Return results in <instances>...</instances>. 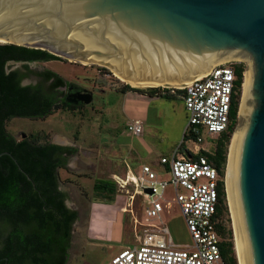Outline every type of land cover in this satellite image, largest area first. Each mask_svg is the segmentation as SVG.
I'll use <instances>...</instances> for the list:
<instances>
[{
    "label": "water",
    "instance_id": "water-1",
    "mask_svg": "<svg viewBox=\"0 0 264 264\" xmlns=\"http://www.w3.org/2000/svg\"><path fill=\"white\" fill-rule=\"evenodd\" d=\"M0 44L156 86L147 90L190 86L223 60L250 65L236 194L248 264H264V0H0Z\"/></svg>",
    "mask_w": 264,
    "mask_h": 264
},
{
    "label": "rangeland",
    "instance_id": "rangeland-1",
    "mask_svg": "<svg viewBox=\"0 0 264 264\" xmlns=\"http://www.w3.org/2000/svg\"><path fill=\"white\" fill-rule=\"evenodd\" d=\"M21 67V64L12 63L8 69ZM101 68L62 58L29 64L32 74L51 70L69 85L90 94L92 100L85 104L86 106L76 109L68 110L64 106L53 109L51 115L44 119L14 118L5 124L6 131L16 140L39 135V143L55 142L60 144L58 146H65L63 143H66L78 150L74 155L67 157L64 168L57 170L59 189L68 194L66 205L78 213V219L72 226L66 264H105L122 249L133 245L136 235L142 233L144 228L136 221L144 222L143 211L146 202L138 194V188L128 179L127 172L131 171L132 175L138 176L140 167L149 165L160 172L162 179L169 180L170 176L162 172L161 158H171L175 151L189 157L192 152L190 150L198 148H202L204 152H212L218 140H212L203 132L200 143L195 144L188 139L183 141L187 112L179 93L169 92L173 99L165 100L134 91L124 92V86L127 84ZM32 82L33 78L26 80L24 84ZM68 90L67 87L66 90L62 88L64 94ZM241 97L242 87L238 96L237 121L227 143V160L231 138L245 119L242 122L239 118ZM135 119L143 124V133L140 136H130L126 130L127 124ZM182 142L183 146L180 147ZM225 176L226 167L224 184ZM117 177L121 180L116 179ZM100 180L115 182L114 197L124 209L122 213L116 214L112 224L114 240L111 242H99L88 235L91 203L106 200L96 195L93 190L94 183ZM226 204L228 216L222 220L232 232L237 260L234 223L227 194ZM163 206L165 207L161 219L164 227L168 228L175 246L184 247L190 244V235L175 203L172 186H168L164 191Z\"/></svg>",
    "mask_w": 264,
    "mask_h": 264
},
{
    "label": "trees",
    "instance_id": "trees-1",
    "mask_svg": "<svg viewBox=\"0 0 264 264\" xmlns=\"http://www.w3.org/2000/svg\"><path fill=\"white\" fill-rule=\"evenodd\" d=\"M59 59L39 49L0 44V154H9L0 156V264H66L68 261L71 225L78 219V213L68 210L60 199L64 193L57 190V169L64 167L67 157L78 150L50 142L39 143V135L16 140L5 129L6 122L14 118L37 120L51 115L53 106L63 94L59 89L72 85L51 70L32 74L29 63ZM18 62L21 68L8 69L10 64ZM244 69L243 64L235 65L236 94L227 132L217 137L212 152L200 151L220 176L217 216L220 219L218 232L224 264H237L232 232L222 219L228 216L224 184L227 143L237 121L238 96ZM101 70L107 71L105 68ZM29 76H36L40 80L36 84L22 86L21 81ZM125 91L173 99L168 88L140 90L126 85ZM174 91L181 95L180 90ZM64 108L76 109L68 104H64ZM186 139L183 136V141ZM93 190L96 195L106 198L99 202L115 201L116 184L112 180L95 182Z\"/></svg>",
    "mask_w": 264,
    "mask_h": 264
},
{
    "label": "built area",
    "instance_id": "built-area-1",
    "mask_svg": "<svg viewBox=\"0 0 264 264\" xmlns=\"http://www.w3.org/2000/svg\"><path fill=\"white\" fill-rule=\"evenodd\" d=\"M238 64L245 67L244 81L246 62L230 60L215 64L200 81L175 89L181 91L180 97L187 112L184 136L188 140L196 144L202 141L203 132L212 140L227 132L236 94L235 65ZM126 130L130 136H140L143 124L138 119L131 120ZM190 151L189 157L175 151L171 158L160 159L162 172L170 176L169 180L162 179L160 172L149 165L142 166L138 176H130L138 194L146 202L144 222L136 221L144 229L136 235L133 245L122 249L105 264H224L217 216L220 176L207 157L200 153L204 151L202 148ZM168 186L174 189L175 203L190 235L191 242L184 247L175 246L161 219L165 207L164 191ZM145 188L150 189L151 194L144 193Z\"/></svg>",
    "mask_w": 264,
    "mask_h": 264
},
{
    "label": "bare ground",
    "instance_id": "bare-ground-1",
    "mask_svg": "<svg viewBox=\"0 0 264 264\" xmlns=\"http://www.w3.org/2000/svg\"><path fill=\"white\" fill-rule=\"evenodd\" d=\"M231 60H237V59H231ZM226 61H230V60H223L221 62H226ZM115 76L123 83H126L133 88L147 90L150 87H156V86L132 84L117 75ZM251 80H252V72H251V66L249 65L248 69L245 72L244 81L242 84V97L239 108V118L242 122L244 118L246 119V115L249 111L248 106H249V98H250V90H251ZM164 86L165 88H169V89H178L181 87L178 85H164ZM245 119H244V123H245ZM244 123L243 125H241V127H239L235 131V133L231 138L229 151H228V160L226 165V176H225V191L227 194L229 209L234 223L235 245H236V255H237L238 264H248L245 236L243 234L240 210H239L237 194H236L237 160H238L240 141L243 134ZM129 179L130 181L132 180L130 176Z\"/></svg>",
    "mask_w": 264,
    "mask_h": 264
},
{
    "label": "crops",
    "instance_id": "crops-1",
    "mask_svg": "<svg viewBox=\"0 0 264 264\" xmlns=\"http://www.w3.org/2000/svg\"><path fill=\"white\" fill-rule=\"evenodd\" d=\"M52 144L60 145V144H57L55 142H53ZM63 145H65V147H67V146L71 147V145L66 144V143H63ZM65 165H66V163H65ZM65 165H64V167H65ZM64 167H62V168H64ZM140 170H141V167H140ZM140 170H139V172H140ZM127 174H128V176H131L133 173L131 171H129V172H127ZM116 179L121 180L118 177ZM122 211H124V209H122L118 200H115L114 203H104V202H99V201L92 202L89 217H88V235H89V238L96 240V241H99V242L100 241H102V242L113 241L114 237H113V234L111 232V227H112L113 222L115 221L116 214L118 212L122 213ZM121 228H122V226H121Z\"/></svg>",
    "mask_w": 264,
    "mask_h": 264
},
{
    "label": "flooded vegetation",
    "instance_id": "flooded-vegetation-1",
    "mask_svg": "<svg viewBox=\"0 0 264 264\" xmlns=\"http://www.w3.org/2000/svg\"><path fill=\"white\" fill-rule=\"evenodd\" d=\"M36 62H49V61H34V62H31V63H36ZM31 63H29V64H31ZM42 71H43V70H41V71H39V72H42ZM31 78H33V81H34V82L24 84V82H25L26 80H29V79H31ZM39 80H40V79L37 78L36 76H29V77L24 78V79L21 81V85H22V86H26V85H30V84H36ZM62 88L66 90V87H61V88L59 89L61 92H62ZM67 88L69 89L68 92H67L66 94L63 93V94L60 95L59 98H58V102H57L56 105H59V108H61L62 106H64V104H68V105L74 106L75 108H80V107L86 106L83 102H81L80 100H78V98H76V97L73 96V94H77V95H78V93H83V90H82V89H80V88H78V87H74V86H69V87H67ZM56 105H54V106H56ZM54 106H53V108H54ZM57 190H58L59 192H61V193H64V192H62V191L59 189V186H58ZM67 197H68V194L64 193V196H60V199L63 201L65 207H66L68 210H70V211H74V210H71V209H69V208L67 207V205H66ZM76 221H77V220H76ZM76 221H75V222H76ZM75 222H74V223H75ZM74 223H72L71 226H73Z\"/></svg>",
    "mask_w": 264,
    "mask_h": 264
}]
</instances>
